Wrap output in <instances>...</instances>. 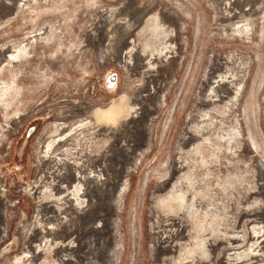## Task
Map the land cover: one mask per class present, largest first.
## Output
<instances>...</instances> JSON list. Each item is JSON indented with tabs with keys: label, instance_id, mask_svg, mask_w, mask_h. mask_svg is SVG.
I'll return each instance as SVG.
<instances>
[{
	"label": "rangeland",
	"instance_id": "374dc122",
	"mask_svg": "<svg viewBox=\"0 0 264 264\" xmlns=\"http://www.w3.org/2000/svg\"><path fill=\"white\" fill-rule=\"evenodd\" d=\"M0 264H264V0H0Z\"/></svg>",
	"mask_w": 264,
	"mask_h": 264
}]
</instances>
